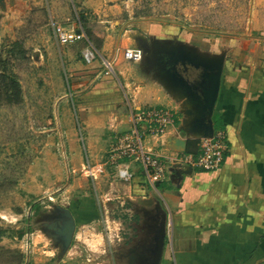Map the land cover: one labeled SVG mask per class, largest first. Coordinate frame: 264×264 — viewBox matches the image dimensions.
Returning <instances> with one entry per match:
<instances>
[{"label":"rangeland","instance_id":"obj_1","mask_svg":"<svg viewBox=\"0 0 264 264\" xmlns=\"http://www.w3.org/2000/svg\"><path fill=\"white\" fill-rule=\"evenodd\" d=\"M80 1L6 0L7 10L1 12L0 67L18 81L21 94L7 91L0 72V264H151L154 258L161 217L136 194L127 193L131 182L116 175L111 161L120 134L101 133L96 147L89 149L86 123L76 97L72 100L71 92L90 87L97 73L73 81L64 62L69 46L87 65L82 50L92 43L94 62L116 75L111 50H102L105 27L111 24L100 22ZM112 2L121 5L123 23L132 28L143 59L159 76L165 71L159 55L171 52L166 46L178 51L187 44L203 57L224 58L226 64H244L248 58L253 62L256 48L264 47V36L252 29L255 0ZM154 23L172 31H148ZM57 26L82 30L89 41L62 43ZM98 125L111 126L103 117ZM106 139L105 147L98 143ZM99 164L105 172L95 170ZM62 208L76 212L69 247L50 227L67 222Z\"/></svg>","mask_w":264,"mask_h":264},{"label":"crops","instance_id":"obj_2","mask_svg":"<svg viewBox=\"0 0 264 264\" xmlns=\"http://www.w3.org/2000/svg\"><path fill=\"white\" fill-rule=\"evenodd\" d=\"M112 1L116 0L80 2L86 10L99 15L100 22L111 24L105 27L106 43L102 50H111L116 75L106 72L99 62L83 64L73 46L64 54L73 81L97 73L90 87L70 91L86 123L88 148L96 147L101 133L105 136L109 131L118 137L138 125L146 149L158 156L171 159L184 152L196 153L201 135L181 111L162 137L151 135L144 122L134 121L137 112L172 107L179 96L163 80V71L159 76L145 59L132 62L124 58L125 49L137 48V40L130 34L132 28L123 23L121 5ZM254 4L252 29L264 36V0H255ZM151 25L146 28L148 31H172L169 25ZM144 34L148 36L147 32ZM89 46L95 49L88 43L83 54ZM255 51L253 62L248 58L244 64L232 60L223 65L213 120L215 131H226L230 148L219 169L204 171L167 161L166 183L153 186L140 162L127 163L134 173L127 193L147 202L144 205L150 206L157 218L162 214L163 220L166 213L171 224L161 264H264V47ZM86 68L88 72L81 70ZM101 117L103 121L110 120L109 129L100 128ZM183 132L185 135L181 136ZM175 138L185 140L186 148L176 146ZM98 141L103 147L109 142ZM115 167L118 169L116 164ZM96 169L105 172L103 164ZM156 240L157 235L155 245Z\"/></svg>","mask_w":264,"mask_h":264},{"label":"built area","instance_id":"obj_3","mask_svg":"<svg viewBox=\"0 0 264 264\" xmlns=\"http://www.w3.org/2000/svg\"><path fill=\"white\" fill-rule=\"evenodd\" d=\"M59 38L62 43L79 41L86 39L87 36L82 30L75 28H63L57 26ZM124 58L132 62H140L144 58L142 48H127L124 50ZM85 60L91 63L96 58V51L89 46L84 52ZM180 106L175 103L172 107L161 109H148L137 112L134 116L135 122H144L148 125V131L156 137L164 136L168 128L174 125ZM229 143L226 131L219 129L214 132L212 137H201L199 148L196 153H181L174 158H164L146 149L141 127L135 125L134 128L119 137V145L115 148L118 152L113 156L112 163L118 166L117 175L125 182H132L134 173L129 162H140L145 170L148 181L153 185H160L167 181L168 162L180 166H188L198 170L212 171L219 169L229 152ZM120 160L124 161L123 166ZM169 222V227H170Z\"/></svg>","mask_w":264,"mask_h":264},{"label":"water","instance_id":"obj_4","mask_svg":"<svg viewBox=\"0 0 264 264\" xmlns=\"http://www.w3.org/2000/svg\"><path fill=\"white\" fill-rule=\"evenodd\" d=\"M6 8V0H0V18L2 17L1 12H6ZM184 46L191 52L189 53L192 57L191 62L185 63L181 61V64H175L177 68H175V65L168 66V64H164L166 69L163 67L165 70L163 72L166 81L178 93L179 98L176 102L180 104V111L188 118L187 121L200 133L201 137H212L215 132L213 115L221 88L225 60L222 57L219 59L203 57L188 46ZM203 62L206 64H202ZM178 66H182L186 71L191 68L195 69L194 77L187 78L183 73L179 72ZM184 135L185 132L181 136ZM175 144L176 146H183L184 149L186 148V141L182 138H175ZM62 209L65 211L68 221L65 223L64 229L62 228L60 231L65 235V244L69 247L76 224L71 210ZM56 227L54 226L53 228ZM166 235L167 215L164 213L160 231L157 234L152 264L162 263Z\"/></svg>","mask_w":264,"mask_h":264},{"label":"flooded vegetation","instance_id":"obj_5","mask_svg":"<svg viewBox=\"0 0 264 264\" xmlns=\"http://www.w3.org/2000/svg\"><path fill=\"white\" fill-rule=\"evenodd\" d=\"M182 48H180L178 51H176L175 49H173L174 47H166L164 49L168 50V51H171V52H167V51H162V54L160 53V57H163L161 60H163V64H168V66H172V65H175V64H181L183 62L185 63H189L191 62L192 60V57L189 53H191L189 51V49L187 47H185L184 45L181 46ZM171 49V50H170ZM202 64H206V63H202ZM209 64V63H208ZM175 68H177V65H175ZM166 69V68H165ZM178 69H179V72L180 73H183L187 78H193L194 77V73L196 72L195 69L191 68L189 69L188 71H186L185 69H183L182 66H178ZM178 83H182V82H178ZM71 212H72V215L74 217V220H75V224H76V228H75V231L73 233V239L72 241L74 240V237H75V234H76V229H77V222H76V212L72 209H70ZM160 217L162 218V214H160ZM66 220L68 221V218L66 217ZM162 220V219H161ZM51 226H55V225H50ZM57 227L56 228H53L51 227L52 230H54L56 233L59 234V236H61L63 238H65V235L61 233L60 229H64L65 227V224L62 225L60 224V222L56 225ZM134 249V252L137 251L136 248H133ZM156 249V247H155ZM148 253H144V255H146ZM142 260L146 261V259L142 256ZM153 260V259H152ZM152 260H151V264H152ZM150 261V260H149Z\"/></svg>","mask_w":264,"mask_h":264},{"label":"trees","instance_id":"obj_6","mask_svg":"<svg viewBox=\"0 0 264 264\" xmlns=\"http://www.w3.org/2000/svg\"><path fill=\"white\" fill-rule=\"evenodd\" d=\"M83 19H85L84 16L80 15V22H83ZM0 72H1V74L5 75V79L8 83L7 91L9 93H17L20 95L21 94L20 84L14 78V76L11 75L10 73H8L7 70H5V67H0ZM22 236H23V232L20 233V237H22Z\"/></svg>","mask_w":264,"mask_h":264}]
</instances>
